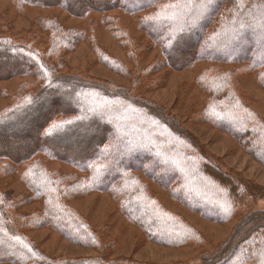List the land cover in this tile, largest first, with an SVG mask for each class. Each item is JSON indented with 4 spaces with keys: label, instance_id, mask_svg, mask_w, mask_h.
<instances>
[{
    "label": "trees",
    "instance_id": "obj_1",
    "mask_svg": "<svg viewBox=\"0 0 264 264\" xmlns=\"http://www.w3.org/2000/svg\"><path fill=\"white\" fill-rule=\"evenodd\" d=\"M14 1L20 6H61L74 16H84L90 11H121L135 16L149 10L138 17L139 27L153 45H160L166 63L172 68L187 67L199 60L240 63L239 67L227 70L217 67L218 64L210 65L198 75V85L208 96L197 117L237 139L248 155L264 165V121L248 106L239 89V78L253 71L264 89V0ZM256 26L263 29L256 31ZM43 27L50 30V47L45 53L30 42L0 38V81L35 77L26 92L17 94L12 104L0 111V159L8 167L24 165L22 181L28 189L15 197L0 190V264H116L97 258H49L22 231L24 227H48L71 243L96 246L98 237L91 225L67 203L93 192L110 193L119 199L122 215L155 243L165 246L201 243L202 236L192 225L150 194L142 175L154 179L174 200L206 220L222 223L232 214L222 215L217 211L219 207L208 200L198 204L197 198L184 190L197 171L227 192L235 211L243 205L246 196L241 185L213 166L193 145L182 157L189 168L181 163L182 173L169 175L173 157L170 153L179 150L166 139L172 137L179 143L184 140L171 123L174 121L164 117L158 105H151L123 87L64 73L58 68L60 64L48 59L74 48L82 40V33L64 30L56 19L44 20ZM114 35L121 39L124 32L117 27ZM187 48L191 54L181 55L183 63L178 64L179 60H174L176 52ZM97 56L107 67L118 72L125 70L120 60L103 50L98 49ZM98 105L103 106L99 113L83 118ZM131 113H140L146 119L132 117ZM120 119L125 121L118 126L119 131L126 132V136L115 138L113 129ZM21 120L23 129L6 131ZM147 121L154 124L150 126ZM155 126L159 128H152ZM87 128L99 136L78 142L76 148L82 151L79 155L62 152L53 142L60 135L80 136ZM129 130L141 136L134 133L127 137ZM156 152L165 155L168 163L165 160V165L158 166ZM38 155L64 161L77 173L64 176L50 172L36 159ZM189 161H194L193 165ZM191 184L190 187L200 191L198 181L193 179ZM33 202L42 204L40 212L28 218L19 214L21 206ZM21 218L26 221L24 225L19 224ZM254 221V224L242 222L236 238L228 242L227 251L216 262H213L216 256L210 259V264H230L233 260L234 264L239 260L244 264H264V214L257 215ZM249 225L256 230L248 229L246 233Z\"/></svg>",
    "mask_w": 264,
    "mask_h": 264
},
{
    "label": "rangeland",
    "instance_id": "obj_2",
    "mask_svg": "<svg viewBox=\"0 0 264 264\" xmlns=\"http://www.w3.org/2000/svg\"><path fill=\"white\" fill-rule=\"evenodd\" d=\"M148 12L149 10L131 16L121 11H90L84 16H74L61 6H20L14 0H0V38L12 37L18 41L30 42L45 53L50 47V30L43 27L44 20L55 21L56 19L64 30L74 31L76 34L82 33V40H78L74 48L63 50L62 53L48 60L60 64L58 68L64 73L81 74L112 86L123 87L132 95L144 99L151 105H158L164 117L174 121L171 123L177 127L186 140L179 143L172 137L170 139L167 137L169 144L179 150V153L175 150L170 153L173 157H171L172 166L169 165L168 174L176 176L182 173L181 163L182 166L189 168L188 163H184L182 157L193 145L210 160L213 166L224 171L241 185L242 190L245 191V201L235 211L227 192L209 178L199 176L196 170L197 174L193 179L199 182L200 191L190 187L193 179L184 187V190L195 196L198 204L208 200L212 206L219 207L217 211L222 215L232 214L222 223L213 222L188 210L174 200L166 188L154 179L142 175L150 194L168 210L179 214L192 225L201 234L203 239L201 243L193 242L182 246H165L155 243L122 215L119 199L114 198L110 193L93 192L88 196L70 199L67 203L91 225L98 237L96 246L89 247L71 243L48 227H24L22 229L36 247L49 258H97L116 264H210V259L216 256V260L213 261L216 262L227 251L228 242L236 238L242 229V222L248 220V223L253 221L254 224L255 217L264 214V165L248 155L237 139L208 122L203 120L202 122L197 117L205 107L208 96L198 85V75L210 65L218 64L217 67L227 70L231 67H239L240 63L199 60L187 67L172 68L166 63L160 45H153L147 33L139 27L138 17ZM117 27L124 32V37L121 39L114 35ZM262 29V27H255L256 31ZM98 49L120 60L125 70L118 72L101 63L97 56ZM176 50L178 51V48ZM189 51L187 48L182 52H176L174 60H179L175 61L182 64L180 56L190 55ZM255 73L253 71L241 76L239 89L248 106L264 121V89L256 81ZM34 82V76H20L0 81V111L11 105L14 97L23 91L26 92ZM102 107L100 105L94 107L83 118L86 119L99 113ZM131 115L132 117L142 116L143 120L146 119L140 113L138 115L131 113ZM124 121L125 119H120L116 123L112 134L115 138L126 136V132L121 134L118 128ZM147 122H150L148 123L150 126L154 124L151 121ZM22 125L23 120L16 126L6 128V131H20L24 128ZM88 129L90 128H87L85 133L81 132L77 137L73 134H69L67 138L60 137L62 136L60 135L53 142L62 152L79 155L82 151L76 148L78 142L99 136L98 133H92ZM157 132L162 135L159 131ZM161 132L164 131L161 130ZM134 133L129 130L127 137ZM135 135L141 136L138 133ZM154 157L157 159L158 166L166 164L164 161L167 159L162 153L156 152ZM36 159H39L50 172L64 176L77 173L71 165L64 161L51 159L45 155H38ZM189 162L191 165L194 163V161ZM23 171L24 165L17 164L14 167H8L6 161L0 159V190L11 197L27 193L28 189L22 181ZM41 210L42 204L33 202L21 206L18 212L28 218ZM214 211L216 212V208ZM25 222L24 218L19 220L21 225ZM253 228L249 225L245 232ZM235 261L233 260L230 264H234ZM237 264L244 263L239 260Z\"/></svg>",
    "mask_w": 264,
    "mask_h": 264
}]
</instances>
